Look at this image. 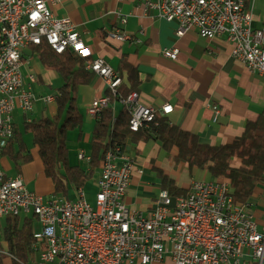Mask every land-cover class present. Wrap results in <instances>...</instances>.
Segmentation results:
<instances>
[{"label": "built area", "instance_id": "built-area-1", "mask_svg": "<svg viewBox=\"0 0 264 264\" xmlns=\"http://www.w3.org/2000/svg\"><path fill=\"white\" fill-rule=\"evenodd\" d=\"M64 0H0V160L14 135L17 108L32 111L36 101H55L56 95H38L31 83L34 73L23 71L29 48L47 43L58 53L67 50L87 60L86 67L101 76L116 95L123 77L106 59L94 57L70 17L58 16L53 5ZM255 0L147 1L159 17L177 23L180 37L189 30L207 39L222 38L232 45V56L264 78V23L254 25ZM122 24L127 17L120 15ZM144 32L141 31V34ZM120 41L140 37L117 28ZM180 49L165 48L176 59ZM95 99L90 113L99 117L109 106L108 93ZM130 111V128L149 127L158 115L174 110L147 105L140 93L120 98ZM219 114V110H217ZM217 118V117H216ZM79 161L89 162L85 150ZM136 157L120 148L106 152L96 181L95 201L83 187L74 197L46 196L30 189L21 174L9 177L0 164V219L10 215L33 217V249L37 258L26 264H246L264 260V229L250 211V202H236L228 179H194L186 195L162 189L148 212L132 210L125 202L136 168ZM3 255L4 250L0 249Z\"/></svg>", "mask_w": 264, "mask_h": 264}, {"label": "crops", "instance_id": "crops-1", "mask_svg": "<svg viewBox=\"0 0 264 264\" xmlns=\"http://www.w3.org/2000/svg\"><path fill=\"white\" fill-rule=\"evenodd\" d=\"M147 1L157 0H64L53 5V9L58 16L70 17L73 20L83 39L92 47L94 57H103L117 69L121 57L128 55L129 60L139 69L142 82L136 90L139 91L143 103L159 108L165 103H172L174 110L167 118L183 129L196 132L202 142L218 144L233 140L243 132L248 119H255L264 111V78L232 56V45L220 37L207 39L200 36L196 30H189L179 37L176 34L177 23L159 17L155 9L147 6ZM120 15L127 17L125 24H122ZM254 18L258 26L264 23V16L254 12ZM120 27L140 37L142 42H136L134 39L120 41L115 38L113 33ZM141 31L144 33L141 34ZM171 47L180 49L176 59L163 54L165 48ZM35 55L37 54L34 48L27 49L24 54L23 71L26 85L29 83L27 74L34 73L37 81L31 83L33 91L42 96L56 95L57 93L41 94L39 85L44 84L43 75L46 72L58 76L60 74L46 68L39 58L35 60ZM107 91V83L99 75H95L90 84L79 87L78 102L84 122L82 130L75 129V137L80 143L90 144L97 119L90 113V108L93 101L105 95ZM50 104H53L54 108L49 110V116H53L58 111L56 99L49 103L37 100L33 110L29 112L21 108L15 110V125L18 130L23 131L26 143L24 123L47 116L45 111ZM123 106L122 102H117L116 111ZM17 115L23 119L22 129L16 122ZM27 146L33 160L24 163L21 171L12 172L14 165L10 156L1 157L0 164L5 174L9 177L21 174L29 187L27 172L35 173L34 166L40 167L42 177L34 190L43 195H54L55 187L53 181L45 174L38 146L32 145L29 148L28 143ZM80 150L82 148H77L76 151ZM126 152L134 155L137 162V169L125 196V202L132 210L148 213L155 205L162 186L154 165L161 167L182 188H190L192 180L196 179L192 176L196 168L191 170L183 162L175 165L157 140H129ZM80 163L81 161H76L72 164ZM179 169L188 170L189 178L184 179L182 183L177 180ZM100 174L101 171L97 170L93 177L94 182ZM76 189H73L74 193L69 197L76 195ZM263 193L264 184H260L249 200L250 211L261 230L264 229V207L258 206L257 196ZM31 256V260L37 258L35 252ZM1 261L3 262V258L0 253ZM160 264L174 263L171 257H167ZM246 264L258 263L248 261Z\"/></svg>", "mask_w": 264, "mask_h": 264}, {"label": "trees", "instance_id": "trees-1", "mask_svg": "<svg viewBox=\"0 0 264 264\" xmlns=\"http://www.w3.org/2000/svg\"><path fill=\"white\" fill-rule=\"evenodd\" d=\"M34 50L46 68L60 74L63 84L56 94L57 113L26 121L24 132L31 133L32 145L38 146L45 174L53 181L54 193L60 194V197L72 196L74 188L85 187L96 171L101 170L106 152L118 147L125 151L129 140H157L175 165L183 162L191 170L203 169L215 179H228L236 202H249L259 185L264 184V111L257 118L248 119L240 135L229 142L218 144L202 142L196 132L183 129L162 115H158L149 127L134 131L130 128L131 115L128 108L124 105L119 111L115 109L120 98L128 97L142 82L138 66L129 60L127 54L121 57L117 67L123 82L116 95L108 91L111 102L102 109L95 121L88 168L72 164L69 159L68 134L73 129L82 130L84 122L78 102L79 87L90 84L96 74L86 67L85 58L71 50L58 53L47 43L34 46ZM3 155L10 156L18 171H21L24 163L33 160L23 131L18 130L16 125ZM153 168L161 180L162 189L172 195L188 194L190 188L180 187L161 167L154 165ZM5 220L0 249L12 255L13 264H26L35 252L32 246L33 231L37 227L35 219L10 215Z\"/></svg>", "mask_w": 264, "mask_h": 264}, {"label": "rangeland", "instance_id": "rangeland-1", "mask_svg": "<svg viewBox=\"0 0 264 264\" xmlns=\"http://www.w3.org/2000/svg\"><path fill=\"white\" fill-rule=\"evenodd\" d=\"M254 12L256 14L260 15L261 17L264 16V0H255ZM257 24L254 22L255 26H257ZM34 58H35V60H37L38 56L35 55ZM35 60L32 61V64H34ZM43 78H44V84L42 86L39 85L41 94L57 93L59 87L63 84V78L61 76L55 75L51 72L50 73L46 72V74L43 75ZM51 108H54L53 104L48 105V108L45 111L47 116H49V110H51ZM16 122L18 123L19 128L22 129L23 128L22 117L17 115L16 116ZM76 131L77 130L73 129L68 134L69 159H70L71 163H75L76 161H79L78 156H77L78 151H76L77 148H82L87 153L91 152V146L89 143H84V142L80 143V141H78V139L75 137V135L77 134ZM25 135L27 137V143L29 144V148H31L32 147V135H31V133H25ZM10 161L14 165L12 172H15L17 170L15 167L16 164L13 160H10ZM80 165H82L83 167L88 166L86 161H81ZM34 168H35V173H32V171L30 173L27 172V177L29 178V185H30L29 187H30V189L33 188L32 190H34V188H36L37 183L39 182L40 178L42 177V169L40 167L38 168L37 166H34ZM187 171L188 170L181 171L179 169V171H178L179 176L177 179L179 183H182L184 181V179L187 180L189 178ZM192 176L194 178H196L197 180L212 178L208 171L203 170V169H197V168L194 169ZM85 192L87 193L90 201L94 202L95 201V195L97 192V185H96V181L94 182V178H92L88 182V184L85 186ZM72 193H74V190H72L71 194ZM48 194H51V193H47L46 196H48ZM54 195L60 196V194H57V193L56 194L54 193ZM257 202H258L259 207H264V193L262 195L257 196ZM5 224H6V220L0 219V238H2L3 229H4ZM4 252L5 253L2 255L3 262L1 261L0 264H13L12 255L10 253H8L5 249H4Z\"/></svg>", "mask_w": 264, "mask_h": 264}]
</instances>
